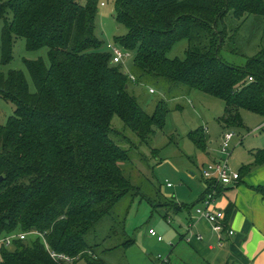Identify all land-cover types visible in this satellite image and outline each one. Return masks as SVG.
Returning a JSON list of instances; mask_svg holds the SVG:
<instances>
[{
    "label": "trees",
    "instance_id": "1",
    "mask_svg": "<svg viewBox=\"0 0 264 264\" xmlns=\"http://www.w3.org/2000/svg\"><path fill=\"white\" fill-rule=\"evenodd\" d=\"M98 1H0L1 63L12 60L16 37L25 39L28 51H48L46 65L40 58L24 59L34 91L21 70L0 71V98L14 108L0 124V237L37 230L47 244L40 236L15 239L0 248V264H61L47 248L72 257L70 264H106L94 249V229L119 200L138 195L122 167L165 126L167 100L159 99L148 113L129 90L133 82L120 63H111L110 50H100L103 42L94 32ZM114 6L113 18L126 32L112 42L133 53L129 74L135 83L164 80L172 98L192 90L216 97L224 104L218 121L227 128L243 126L241 109L264 117V33L262 49L244 65L219 54L232 39L225 27L228 15L264 18V0H114ZM183 39V58L167 57ZM114 115L136 139L112 126ZM187 137L205 150L202 127ZM254 153L262 164L264 149ZM203 182L201 201L223 187ZM157 205L172 209L177 202Z\"/></svg>",
    "mask_w": 264,
    "mask_h": 264
},
{
    "label": "rangeland",
    "instance_id": "2",
    "mask_svg": "<svg viewBox=\"0 0 264 264\" xmlns=\"http://www.w3.org/2000/svg\"><path fill=\"white\" fill-rule=\"evenodd\" d=\"M98 4V13L94 18V32L103 42L100 50L107 51L105 44L112 43L114 37L123 35L126 28L113 18L114 0H99ZM226 19L225 27L229 34H232V39L224 41L219 54L228 63L244 65L247 57L255 55L263 47L264 18L245 14L238 20L230 15ZM2 24L0 20V30ZM186 47L185 39L174 43L167 57L183 58ZM12 52L13 58L10 62L2 64L0 59V71L21 70L29 84V92L34 91L24 59L40 58L45 65L48 64L47 47L28 51L25 48V39L16 37ZM132 59L131 52L120 63L122 70L127 74L132 70ZM163 81L153 79L129 84V90L136 95L142 108L148 113L153 112L155 103L162 98L167 100L170 110L165 126L156 130L150 145L135 150L138 155L129 165L122 167L124 174L129 175L134 185L138 187V195H126L119 200L111 216L104 217L94 229L98 240L94 249L106 264H157L155 258L158 253L169 255L171 259L172 240L177 242L178 233L183 232V225L180 228L178 224L184 215L183 212H175L173 209L181 207L182 203H177L172 209L157 204L172 199L186 203L192 195L198 194L203 188L201 166L207 163L206 155L188 139L189 131L208 126L210 139L215 145L220 143V139L217 138L220 128L217 118L223 113V102L196 90H192L189 97L179 95L172 98L167 92L169 89L166 87L167 84ZM149 89L153 92H149ZM13 109L9 101L0 98V124L6 122L12 115ZM240 114L243 127L233 130L236 136L231 142L229 166L233 169H238L247 162L250 157L248 150L264 147V128L262 125L259 126L262 116L242 109ZM111 124L122 130L126 129V134L131 139H136L133 132L123 126L116 115L113 116ZM229 129L225 131H230ZM237 141L239 142L236 143ZM167 183L171 187L166 186ZM148 228L161 235L163 240L156 241V238L147 232ZM35 231L26 232L27 239L24 241L29 242L28 238L34 239L39 236L33 234ZM19 232L9 234L18 235ZM129 239L131 242L126 246L123 245ZM10 249L14 250L13 247ZM78 264H82V261Z\"/></svg>",
    "mask_w": 264,
    "mask_h": 264
},
{
    "label": "crops",
    "instance_id": "3",
    "mask_svg": "<svg viewBox=\"0 0 264 264\" xmlns=\"http://www.w3.org/2000/svg\"><path fill=\"white\" fill-rule=\"evenodd\" d=\"M190 93L191 91L185 95L189 97ZM218 118L220 128L217 138L220 139L221 134L229 128L219 122ZM263 124L262 116L259 126L263 127ZM202 128L207 144L205 150L201 151L206 155L207 162H210L218 156L219 145H215L211 136H208V126ZM234 129L235 127H231L229 130ZM262 149L264 147L248 150L250 157L247 162L234 169L239 172V179L232 185L219 189L214 197L213 207L220 209L224 215L225 228L220 234L222 240L211 230L208 220L195 212L202 204L200 197L207 186L202 179L203 188L198 194L192 195L186 203L176 201L189 206L187 209H173L184 213L178 224L180 228L183 225V232L178 233L177 242L172 240L171 259L169 255H165L169 264H264V162L257 164L254 159V152ZM246 167L248 168L245 169ZM166 186L171 187L168 183ZM228 230H232L233 234H228ZM197 234L202 238L197 239ZM219 240L221 245H218Z\"/></svg>",
    "mask_w": 264,
    "mask_h": 264
},
{
    "label": "built area",
    "instance_id": "4",
    "mask_svg": "<svg viewBox=\"0 0 264 264\" xmlns=\"http://www.w3.org/2000/svg\"><path fill=\"white\" fill-rule=\"evenodd\" d=\"M106 48L110 50L111 52V63H121L124 57H127L130 55L129 51L126 49L118 47L115 43H107ZM129 80L131 82L135 83L134 77L128 73ZM249 81H252L253 78L249 77ZM149 92H153L152 89H149ZM264 125V124H263ZM236 136L234 131H225L220 136V144L217 148V153L219 154V157L216 158V160H212L210 162H207L206 164H203L201 166V179L210 181L214 187L217 185L229 186L232 185L235 181L239 179V172L230 168L229 166V158L231 156L230 152L232 149V139ZM214 195L215 190L213 189L211 192L205 194V196L202 198V204L200 207H197L195 209V212L199 216H204L208 222L210 223L211 230L216 232L217 235H219L224 231L225 228L224 225V215L223 212L220 209H216L213 207L214 203ZM147 232L156 238V241H162L163 238L161 235L156 233L152 228H148ZM25 232H19L18 235H12V234H5L3 237H0V248L1 247H9L12 242L15 239H24L26 238ZM33 234H37L43 238V242L45 246H47L43 233H39L37 231L33 232ZM228 234L232 235L233 231L228 230ZM197 239H201L202 236L197 234ZM218 242V245H221V242ZM49 255L52 257L55 261L61 263V264H70L73 261V258L68 256L67 254L59 253L55 250H49ZM156 263L157 264H169L168 259L165 255H161L158 253L156 256Z\"/></svg>",
    "mask_w": 264,
    "mask_h": 264
},
{
    "label": "water",
    "instance_id": "5",
    "mask_svg": "<svg viewBox=\"0 0 264 264\" xmlns=\"http://www.w3.org/2000/svg\"><path fill=\"white\" fill-rule=\"evenodd\" d=\"M3 179V176L2 175H0V181Z\"/></svg>",
    "mask_w": 264,
    "mask_h": 264
}]
</instances>
